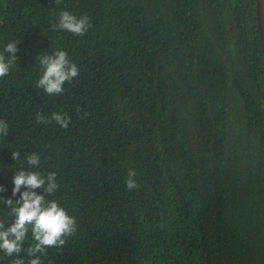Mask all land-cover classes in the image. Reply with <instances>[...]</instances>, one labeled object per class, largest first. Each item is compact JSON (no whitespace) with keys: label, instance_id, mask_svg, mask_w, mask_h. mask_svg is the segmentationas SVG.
<instances>
[{"label":"trees","instance_id":"obj_1","mask_svg":"<svg viewBox=\"0 0 264 264\" xmlns=\"http://www.w3.org/2000/svg\"><path fill=\"white\" fill-rule=\"evenodd\" d=\"M65 10L89 17L85 35L52 28ZM17 40L16 65L0 78V120L9 124L0 221L11 223L3 199L19 198L13 177L31 152L40 156L32 171L57 174L45 198L77 221L43 264H264L256 0H0V52ZM57 49L80 71L48 96L36 87V58ZM38 112L71 122L37 123ZM33 243L29 231L23 248ZM17 258L30 259L0 250V264Z\"/></svg>","mask_w":264,"mask_h":264},{"label":"clouds","instance_id":"obj_2","mask_svg":"<svg viewBox=\"0 0 264 264\" xmlns=\"http://www.w3.org/2000/svg\"><path fill=\"white\" fill-rule=\"evenodd\" d=\"M58 4L60 0H55ZM91 27L88 16L79 18L68 11H61L58 23L52 28L66 30L74 35L83 36ZM20 41H12L6 44L0 52V78L7 76L10 69L16 65L18 51L17 45ZM41 68V75L36 82V87L42 89L48 96L60 95L64 92L65 82L71 83L79 75V67L72 61L65 50H55L51 54H40L36 58ZM79 112V109H77ZM54 120L62 128H67L71 117L66 113L53 112L51 118L44 117L41 113L36 114L37 123H49ZM9 124L0 120V136H6ZM15 161L21 159L18 151H12ZM27 168L22 167L13 177L12 195L19 193V198L13 201L11 198L3 199L4 205L9 209L8 216L11 223L0 221V250L11 257L19 256L26 251L30 259L28 264H43L41 256L46 254L47 248H61L66 243V238L75 234L77 229L76 218L69 215L67 210L55 199H46L45 194L51 196L58 189L56 173L50 172L47 176L39 171H32L40 165V156L35 152L26 153ZM135 169H129L126 187L129 191L138 187L135 179ZM24 191H21V188ZM42 189L43 194L35 190ZM5 189L0 186V192ZM31 231L34 243L27 249L23 244ZM12 264H25L23 258H17Z\"/></svg>","mask_w":264,"mask_h":264},{"label":"water","instance_id":"obj_3","mask_svg":"<svg viewBox=\"0 0 264 264\" xmlns=\"http://www.w3.org/2000/svg\"><path fill=\"white\" fill-rule=\"evenodd\" d=\"M257 2V19L259 34L261 38L263 54H264V0H256Z\"/></svg>","mask_w":264,"mask_h":264}]
</instances>
